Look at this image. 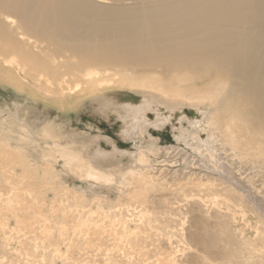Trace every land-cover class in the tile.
<instances>
[{"label":"bare ground","instance_id":"obj_1","mask_svg":"<svg viewBox=\"0 0 264 264\" xmlns=\"http://www.w3.org/2000/svg\"><path fill=\"white\" fill-rule=\"evenodd\" d=\"M0 16L5 17L0 20V59L22 55L30 61L39 77L30 84L56 83L62 87L61 95L91 87L135 85L151 104L210 109L194 126L187 143L199 150L202 159L179 148L164 151L170 161L179 158L187 168L200 166L212 174H161L155 172L156 167L151 169L150 162L138 168L112 158L109 163L101 160L92 151L97 150L102 137L64 129L67 124H58L28 98L17 96L22 103L17 100L8 111L0 108V114L11 115L0 118V150L8 149L32 166L46 164L43 170H50V179L66 180L73 174L91 185H102L98 196L89 200L75 193L70 204L77 208L73 212L88 219L100 215V221L92 226L100 233V246L105 249L103 256H91L93 261L99 257L121 264L127 258H138L149 264L199 260L209 264L233 247L245 248L252 239L247 236L251 231L255 240L264 239V0H0ZM15 36L46 44L44 55L49 59L32 61L33 54ZM16 51L19 53L12 54ZM8 65L16 73L25 72L23 63ZM129 66H165V72L175 73L184 69L186 76L195 71L209 78L215 75L221 84L208 91L178 92L174 98L159 96L145 89L147 83H132L131 78L113 72ZM30 78L32 74L25 77ZM68 80L77 82L72 86ZM183 80L190 79L172 78L170 84L187 82ZM56 94L55 100L61 97ZM96 96L100 113L119 102L118 97L104 93ZM229 99L239 100L246 130L258 131V152L248 150L233 118L229 125L225 123ZM60 103L63 109L67 107V98ZM148 108L125 106L122 110L137 119L145 116ZM201 132H210L215 145L202 142ZM152 147L161 151L157 143ZM59 157L68 158L70 172L57 175ZM3 174L6 187L15 189L10 181L14 173L7 170ZM13 194L7 196L10 207ZM1 195H5L2 190V203ZM253 243L252 239L248 246ZM126 252L133 255L126 256ZM259 253L246 264H264V251Z\"/></svg>","mask_w":264,"mask_h":264},{"label":"rangeland","instance_id":"obj_2","mask_svg":"<svg viewBox=\"0 0 264 264\" xmlns=\"http://www.w3.org/2000/svg\"><path fill=\"white\" fill-rule=\"evenodd\" d=\"M1 19L4 20L5 17L0 16V20ZM6 26L8 30H11L9 28L10 23H6ZM11 31L13 32L14 30ZM15 38L22 44L24 49L29 50L33 54L31 55L32 61L38 60L39 58L49 59L47 55H44L48 52L46 44H36L35 41H23L16 36ZM18 53L19 52L16 51L12 54ZM23 59L22 55L2 56L0 59V108L2 107L4 110L8 111L7 108L15 105L17 100L19 101L17 96L28 98L31 104L37 105L45 111L47 110L51 114V117L56 119L54 120L57 121L58 124H67L63 126L64 129L67 128L77 134L79 131L80 133L86 132L93 138H96V136L99 138L102 137L104 141L98 140L100 145L97 143L98 148L96 147L95 149L97 150L92 151V154L94 153V155L98 156V158L100 157V159L104 161H109V159L112 158L115 159L113 161H125L127 162L126 164L129 163V165H137L138 168H145L146 163L150 162L149 166L151 169L156 167L157 171L155 170V172H161V174L164 172L166 173V171H172L171 173L185 171L189 174H212V172L206 171L200 166L187 168L179 158L170 161L164 151L165 148H179L197 159H202L203 156L199 153V150L192 149L187 143L190 140V132H192L194 126L202 122L206 113L210 110L208 107H176L169 103L160 105V102L151 104V102H145L144 94L140 93L142 88L135 85L123 88L91 87L89 90H79L75 93H68L65 91L61 95L60 91L62 87L56 83L46 85L37 83L36 85L30 84L33 80L35 81L39 78L35 72L37 69L31 65L30 61ZM12 62H15L16 66L23 63L25 72L16 73L12 71L11 67L8 65ZM165 69V66L152 68L143 67L140 69L129 66V68L122 69L121 72H113L117 73L122 78H131L135 81L132 83H147L144 84L148 87L145 89L152 92V94L165 97L169 95L173 98L178 95V92L189 93L193 91H208L217 87L218 84H221V81L216 80L215 75L209 78L205 74L203 75V73L199 75L195 71H192L186 76L184 69L177 73H175V71L165 72ZM30 74H32L33 78L25 79V77L30 76ZM14 76L17 77L13 78ZM110 78V76L104 77V79ZM172 78H187L190 80H183L187 81L183 84L177 83L171 85L170 82ZM153 81H156L154 83L155 85H149V83ZM194 81L195 83H193ZM68 82L73 86L77 81L68 80ZM179 86H181L180 91L177 89ZM169 92L174 94V96ZM56 93L61 95L57 100H55V98L59 96ZM102 93L109 97H118L119 102L117 105L113 106V108L100 113L101 110H98L99 104L96 95ZM62 97L67 98V107H64V109L60 103V100L65 99ZM19 102L22 103V101ZM142 105L149 106L145 115L146 117L138 116L139 118L136 119L133 117V119L130 114L122 110L125 106L138 108ZM242 107L244 108L246 106ZM226 109L227 112L225 111L223 114L226 119L225 123L229 125L231 122L229 119L233 118L236 122L235 125L238 127L237 134L238 136L244 137L247 143L246 145H248V150L258 152L260 146L258 131L256 130L252 133L246 130L245 127L247 126L242 119L239 100L229 99L225 110ZM105 112L108 115H105ZM2 117H11V115L0 114V118ZM124 118L126 119L124 120ZM135 120H137L138 123L141 120L142 122L137 124ZM144 121L147 122L145 123V127H143ZM134 122H136L135 125H133ZM209 133L210 132H201L200 135L202 140H200L206 142L209 146H214V141ZM184 136L185 138L183 139ZM156 143L158 144V149L161 151L155 152L153 149L152 146ZM99 149L101 151H99ZM3 151L4 150H2V153L4 154H0V191L2 190V193L5 195H1L3 201L2 203L0 202V264L119 263L115 261L106 262V258L101 260L99 257H97L96 261L92 260L91 256H103L104 250H102V248L105 249L104 246H100L102 240L100 233L96 232L92 226L95 222L100 221V215L88 219L87 215L80 216L77 212H73L74 210L77 211V208H71L70 206L72 202L71 196H73V194L76 193L75 195L90 200L91 197L98 196V192L102 185L100 186V184L97 185L95 183L91 185L85 179L72 177L73 174L70 173V175L68 174L69 176H66V180H63L61 177H52L50 179V170H43L46 164H42V168L40 166L41 164H34V166H32L33 164L25 161L22 156H16L17 154L8 149ZM5 154L6 156H4ZM107 154H109L110 157L109 155L107 156ZM126 158L129 159L127 160ZM13 160L15 162H13ZM57 160V175L68 171L70 172L72 168L70 167L68 158L59 157ZM22 164H24V166H21ZM7 170L11 171L12 174L14 173L12 175L13 178L11 177L10 179L12 182L11 184L16 185L13 190L10 189V187H6L3 172ZM31 172H33V174ZM67 179L69 181H67ZM75 190L78 191L76 192ZM13 193H15V195ZM10 194H13L11 207L9 204H6L8 201L7 196ZM105 199L106 198H103L104 201H107ZM247 236L253 239L254 243L252 246H248L251 244V239L246 243L247 246H245V248L233 247L226 253L222 252L223 257L221 259H219V254L213 259L214 261H208V263L246 264L254 260L255 255H260L259 252L264 251V239L255 240L253 231H251L250 234L248 233ZM86 239L88 241L85 242L84 240ZM83 242L86 244H83ZM216 253H220V251ZM131 254L133 255L131 252H126V256ZM54 255L55 257L53 258ZM137 259L136 261H130L127 258L121 262V264H149L147 261L145 262ZM202 263L203 262L199 260L192 264Z\"/></svg>","mask_w":264,"mask_h":264}]
</instances>
